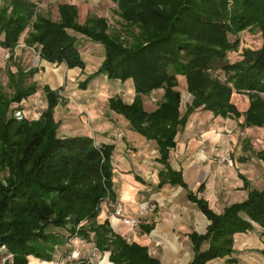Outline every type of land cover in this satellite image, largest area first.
I'll return each mask as SVG.
<instances>
[{"label":"trees","instance_id":"16d2710c","mask_svg":"<svg viewBox=\"0 0 264 264\" xmlns=\"http://www.w3.org/2000/svg\"><path fill=\"white\" fill-rule=\"evenodd\" d=\"M111 1L117 4L119 17V27L112 32L104 17H89L80 24L73 4H58L59 17L54 21L38 13L32 0H6L0 7V46L13 50L26 33L25 44L37 48L40 59L83 70L85 62L72 33L100 44L102 62L79 86L84 88L99 74L132 83V102L115 95L107 107L121 115L132 132L154 142L156 160L162 165L159 184L183 185L181 173L169 166V151L196 109L223 118L242 116V128L264 126V0ZM244 30L259 32L261 44L244 49L241 59L230 63L227 52L238 47V35ZM229 35L237 38L230 41ZM217 69L223 71L224 80L212 75ZM36 72L9 70L8 87L13 92L0 89V245L11 254L12 264H27L29 257L54 260L55 247L65 238L53 229L66 228L72 235L81 221L86 225L78 235L100 252H109L112 264H160L146 246L128 242L107 220L96 222L101 202L106 197L114 200V146L97 145L86 135L58 134L53 112L61 89L43 87L47 107L37 119L14 117L11 106L19 109L21 101L37 91L36 83L27 81ZM177 76L184 77L192 97L183 113ZM156 89H162L161 99L148 112L142 96ZM234 93L248 95L244 112L231 101ZM257 155L264 161V148ZM188 199L210 222L204 234L190 235L194 252L190 264L223 257L233 261L229 257L235 234L252 230L254 224L264 234V189H249L246 199L221 213L196 194L189 193ZM260 254L264 264V249Z\"/></svg>","mask_w":264,"mask_h":264},{"label":"crops","instance_id":"0c3cea01","mask_svg":"<svg viewBox=\"0 0 264 264\" xmlns=\"http://www.w3.org/2000/svg\"><path fill=\"white\" fill-rule=\"evenodd\" d=\"M84 43L88 50L93 49V46L99 47L90 45L87 41ZM78 49L85 62L83 70L69 69L64 63L53 64L40 59L44 72L34 80L37 91L19 105L33 108L36 102L34 95L41 92L43 103L40 115L47 107L43 87L51 90L60 88L63 99H59L53 112V117L58 122V134L86 135L97 145L109 143L114 146L111 155L112 193L114 200L122 202V215L134 217L140 208L147 204L154 205V210L147 211L137 227L129 229L109 215L103 201L96 222L100 224L107 220L113 231L128 242L146 246L149 255L160 264H190L194 255L190 235L204 234L210 222L196 203L188 199V194L203 198L210 209L221 213L225 207L246 199L249 189H264H259L260 182L251 178V161L247 156L239 155L241 147L237 145L235 133H232L237 123L234 124L233 118L214 116L209 111L196 109L188 116L184 128L175 135V146L169 151V166L181 173L183 185L168 182L159 184L158 172L162 165L156 160L158 153L154 142L136 137L130 129H127V134H120L117 129L118 118L125 119L107 107L109 98L115 95L123 102H132L135 95L132 83L119 80L112 83L113 79L99 74L81 88L79 83L94 73L101 64L103 51L100 48L89 53L97 59L95 66H92L84 57L83 50L80 47ZM118 82L123 86L120 87ZM144 97L146 95L142 96L143 108L148 112L154 110L156 106L152 108ZM237 122L240 125L242 121ZM119 135L122 139L120 141L117 140ZM221 156H227L231 164L217 163ZM78 243L84 251L93 246L83 238ZM203 247L206 248V245ZM263 248L264 234L254 224L252 230L234 235V251L229 257L233 261H227L223 257L211 259L205 264H263V256L259 252ZM108 255L107 251L99 252L93 260L94 264H112ZM49 262L29 257L27 264Z\"/></svg>","mask_w":264,"mask_h":264},{"label":"rangeland","instance_id":"374dc122","mask_svg":"<svg viewBox=\"0 0 264 264\" xmlns=\"http://www.w3.org/2000/svg\"><path fill=\"white\" fill-rule=\"evenodd\" d=\"M32 1L36 4L37 7L36 11L38 13L48 16L54 21H57L59 17L58 8H57L58 4L68 3L75 5L77 9V21L80 24H83L89 17L99 16L106 18L111 32L114 29H118L119 27L117 4L111 0H32ZM4 2L5 1L3 0L0 1V7L3 6ZM28 29L29 28H27L26 31ZM72 34L76 35L78 47H80L83 50L84 57H86L88 63H90L92 66H95L96 64L95 61H97V59L90 56L89 53L96 52L95 50L100 48L104 52L103 47L100 44H96L86 39L85 37H82L79 34H75V33ZM24 37L25 38L27 37L26 33L23 34L21 39L18 41V44H25ZM236 38H237L236 36L229 35L230 41H234ZM238 38H239L238 47L235 50H231L227 52L226 59L230 63L239 61L242 57L241 54L244 49H252V50L257 49L261 44L260 33L254 30L252 31L244 30L238 35ZM84 41H87V43H89L90 45H99L100 48L93 46V49L91 48L88 50ZM17 45L13 50H8L0 46V89L8 94H11L13 92L12 89L8 87L7 72L9 70L12 72H16L17 69H22L23 71L26 72L33 68L37 69V72L34 74L32 79L27 80L28 82L34 81L35 79L40 77L41 74L44 72V65L40 60L37 48L31 46L34 48V50H32L31 47L26 44H25L26 47L17 46ZM6 52L9 53V57L7 59H3V55ZM212 75L218 77L220 80L225 79L224 73L220 69H217L214 72H212ZM177 81H178V89L181 95V111L183 112L186 107V104L191 102V96L186 90L184 77L177 76ZM112 83H115V80L112 81ZM118 83L120 87L123 86L121 82ZM153 91L154 92L144 97V99L148 102L149 105L152 106V108H154L157 105V103L160 101L163 93L161 89H156ZM61 93L62 94H60V99H63L62 90ZM261 96L264 99V93L261 94ZM34 98L36 101L35 104L33 105L34 109L33 108L29 109L24 105L19 106L20 107L19 109L21 110L23 117L28 119H34L38 117L39 112L41 110L40 106L43 103V95L40 92L39 95H34ZM69 99L71 98L69 97ZM231 101L236 105V107L240 112H244L249 104V97L246 93H234L231 97ZM16 106H17L16 104H13L11 106V108H14V110L12 111L13 114L15 109H17ZM233 120L235 121L234 124L237 123L236 128L234 129V131H232V133H235L237 137V145L241 147L239 151V155H241V157L247 156L248 159L251 161V178L254 181H259L260 183L258 185V188L262 189L264 188V161L259 158L257 153L264 148V126L262 127L254 126L249 129L241 128V126L238 124L237 121H242L243 117L241 116L240 118ZM118 122L119 123L117 124V129L121 132L120 134L122 133L127 134V129H129V125L126 124V122L122 120L121 117L118 118ZM132 133L136 137L141 138V136H139L137 133L135 132ZM225 134H228V131H225ZM120 136L121 135L117 136L118 141L122 140ZM0 177H2V174H0ZM107 209L108 211H110L108 207ZM53 231L59 233L65 238L64 244L55 247L54 258H53L55 260L61 257L66 251L71 249V243L68 242V239L70 238L71 234L70 232L67 231L66 228L53 229ZM78 239L79 241H81V237L79 235H78ZM89 250L90 249H86L84 251L80 247V256L77 260L73 261L72 264H94L93 261L88 260ZM6 262H8V264H12V256L7 252L5 246L0 245V264H4ZM49 264H51V262H49Z\"/></svg>","mask_w":264,"mask_h":264},{"label":"built area","instance_id":"2783aa9c","mask_svg":"<svg viewBox=\"0 0 264 264\" xmlns=\"http://www.w3.org/2000/svg\"><path fill=\"white\" fill-rule=\"evenodd\" d=\"M2 1V0H0ZM6 1V0H3ZM17 46L26 47L25 44H18ZM31 47V46H30ZM29 48V47H28ZM32 50H34L33 47H31ZM9 57V53L6 52L3 55V59H7ZM162 90V89H161ZM14 117L18 120L23 119V115L20 109H15L14 111ZM217 163H227L231 164L230 159L227 156H221L218 157ZM106 206L110 209L109 215L117 218L119 222L128 227L129 229H133L137 227L141 223L142 216L147 211H153L154 205L147 204L145 207L140 208L138 210V213L134 217H125L122 215V209L123 205L121 201L113 200L110 197L105 198ZM85 224V221H81L78 223L75 227L74 233L70 236L68 239V242L71 243V249L66 251L61 257L58 259L50 261L51 264H72L73 261L77 260L80 256V247L78 246V229ZM99 250L93 245L90 250L88 251V260L93 261L94 258L99 254Z\"/></svg>","mask_w":264,"mask_h":264}]
</instances>
